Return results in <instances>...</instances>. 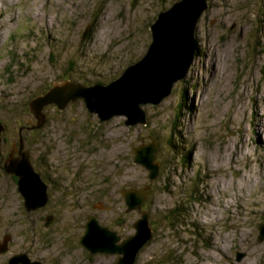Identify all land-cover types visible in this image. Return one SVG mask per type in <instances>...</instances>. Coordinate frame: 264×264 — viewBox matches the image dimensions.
I'll list each match as a JSON object with an SVG mask.
<instances>
[{
	"label": "rangeland",
	"instance_id": "1",
	"mask_svg": "<svg viewBox=\"0 0 264 264\" xmlns=\"http://www.w3.org/2000/svg\"><path fill=\"white\" fill-rule=\"evenodd\" d=\"M176 1L0 0V139L24 137L34 161L55 163L76 190L54 183L47 212L27 216L1 176L0 264L21 252L44 264H117L79 237L91 214L134 233L140 216L125 212L121 190L148 185L132 148L152 138L159 173L141 205L152 235L135 264H264V0H207L193 33L197 55L167 97L143 107L145 125L128 127L126 116L98 124L79 99L44 108L41 127L28 128L30 98L62 79H117L146 52L148 25ZM48 213L53 224L40 228Z\"/></svg>",
	"mask_w": 264,
	"mask_h": 264
},
{
	"label": "water",
	"instance_id": "2",
	"mask_svg": "<svg viewBox=\"0 0 264 264\" xmlns=\"http://www.w3.org/2000/svg\"><path fill=\"white\" fill-rule=\"evenodd\" d=\"M209 7L207 0H178L168 9L159 12L157 18L148 25L151 31V41L144 55L135 63L129 65L119 77L107 83L85 85L70 79H62L53 83L42 94L27 101L28 110L35 119L27 120L32 129L41 127L45 120L44 108L54 105L62 111L68 103L81 99L86 110L95 114L98 123L114 116H126L123 123L130 127L147 123L143 107L147 104L158 105L171 91L173 84L184 78L195 54L196 43L194 30L196 23ZM86 31L82 37L85 36ZM27 124V123H26ZM28 127V128H29ZM4 125L0 122V132ZM150 136L147 135L146 138ZM22 142L19 141V145ZM158 144L152 138L148 143L132 148L133 162L141 164L148 171V180L153 182L159 173V163L155 161ZM4 171L17 176V190L22 196L24 209L29 212L44 206L48 201L47 187L39 175L33 170L26 152L14 160L6 159ZM122 189L125 211H139V218L132 224L134 233L123 240L116 232L101 225L95 215H90L84 224V232L79 237V243L90 253L116 254L117 264H135L139 251L150 240L152 231L148 213L141 209L143 201L151 194V187ZM51 217L45 219L50 223ZM122 219L116 223L120 224ZM257 241L264 240V225L258 226ZM5 239L0 252L5 250ZM244 253H236L239 262ZM10 264H43L31 260L24 253L12 255Z\"/></svg>",
	"mask_w": 264,
	"mask_h": 264
},
{
	"label": "flooded vegetation",
	"instance_id": "3",
	"mask_svg": "<svg viewBox=\"0 0 264 264\" xmlns=\"http://www.w3.org/2000/svg\"><path fill=\"white\" fill-rule=\"evenodd\" d=\"M48 107H55L54 105H46L45 109H47ZM30 122H34V118L32 117L31 119H29ZM98 122V121H97ZM99 124V123H98ZM101 124V123H100ZM28 127H29V124H28ZM28 129V128H26ZM25 129V130H26ZM32 130H37V129H32ZM6 133V132H5ZM21 137V138H20ZM19 139L20 141L22 142V146L19 145ZM146 139L145 137H142V141ZM25 142L26 140L24 139V137L20 136L19 135V138H18V143L16 141V143L14 144V141H10L9 142V145H8V140L5 138V135H4V132L1 133V139H0V177L1 176H4V177H7L10 179L11 183L13 185L16 186V191L17 193L21 196V194L19 193V191L17 190V176L13 173H6L4 171V162L6 161V159L8 158H11V159H14V160H18L20 159L24 152H26L29 156V160L31 161V165L33 167V170L39 175L41 181L46 185L47 187V193L50 194L49 190L52 188V185L54 183H64L66 186H64L62 188V191L63 192H67V195H72L73 193L75 194V185H70L71 184V177L68 178L69 176L67 175H64L63 174V169L58 167L57 165H55V163H50V162H46L44 160H39L38 162L34 161L32 155H31V150L29 149V147L25 146ZM58 181V182H57ZM148 184H150V186L152 187V182L148 181ZM68 186V188H67ZM152 191H153V187H152ZM152 193V192H151ZM151 195V194H150ZM149 195V196H150ZM148 196V197H149ZM122 197V196H121ZM147 197V198H148ZM145 199L143 201V206L144 204L148 201V199ZM22 203H23V199H22ZM48 205V203L43 207V208H37L35 210H33V212L29 211L27 212L25 209H24V206H23V209L25 210V213H27L26 215L27 216H30L31 213H37V212H41L42 210H45L47 212L48 208H46V206ZM107 208V207H106ZM95 210H99L97 208L94 207ZM142 209V208H141ZM31 212V213H30ZM126 212V211H125ZM139 212V211H137ZM91 215H95V214H91ZM139 215V214H138ZM90 215L87 216V219ZM96 216V215H95ZM47 217H51V220H50V223H48V225L45 224V219ZM54 213H48L46 214V216H44L42 218V225H40V228L42 226H44L43 228L47 229L48 227H50L51 224H53L54 222ZM97 218V216H96ZM119 219H122V222H123V217L122 216H119L116 221H115V224L118 225L120 227V225L122 224V222L120 224H117L116 222L119 220ZM149 219H150V215H149ZM106 226V225H104ZM84 227V226H83ZM109 227V226H107ZM109 229L113 230L116 232L117 236H119L121 239L120 240H123L125 239L126 237H128L127 235L125 236L123 233L120 232V228H117V229H113L111 226L109 227ZM131 235V234H130ZM1 240L0 239V243H1ZM34 260V259H33ZM39 261V260H38ZM116 261V260H115ZM41 262V261H40ZM42 263V262H41ZM7 264H10L8 262V259H7ZM44 264V263H43Z\"/></svg>",
	"mask_w": 264,
	"mask_h": 264
},
{
	"label": "trees",
	"instance_id": "4",
	"mask_svg": "<svg viewBox=\"0 0 264 264\" xmlns=\"http://www.w3.org/2000/svg\"><path fill=\"white\" fill-rule=\"evenodd\" d=\"M197 50H198V47H197V44H196V49H195V56L197 55Z\"/></svg>",
	"mask_w": 264,
	"mask_h": 264
}]
</instances>
